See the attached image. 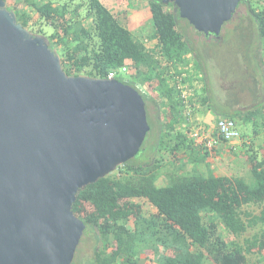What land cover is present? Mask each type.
<instances>
[{"label":"trees","instance_id":"1","mask_svg":"<svg viewBox=\"0 0 264 264\" xmlns=\"http://www.w3.org/2000/svg\"><path fill=\"white\" fill-rule=\"evenodd\" d=\"M129 1L88 0L81 18L83 3L70 10L68 3L57 6L53 0H14L13 9L5 0L18 23L47 38L68 76L108 79L112 71L127 68L125 78L118 80L140 91L145 101L150 131L139 154L86 186L73 205L75 216L86 226L83 237L93 235L97 242L93 257L83 264H141L143 260L147 264H250V257L257 258L254 264H264V155L250 157L252 183L198 171L160 173L166 160L181 162L183 155L186 162L199 165L212 151L205 149L199 155L203 149L191 138L198 128L189 122L190 114L199 108H212L210 90L206 77L199 76L194 80L199 81L198 87L201 84V92L192 93L193 78L187 77L183 87L191 93L182 97L179 79L192 70L201 72L199 66L192 68L199 58L180 27L175 6L147 0L154 32L142 43L127 28ZM242 6L264 45V0H241L237 11ZM84 18L90 25L81 22ZM259 63L263 70L262 58ZM260 110L256 107L248 117L255 118ZM241 116L235 112L224 117L237 124ZM213 135L224 142L217 133ZM143 152L145 159L135 163ZM185 169L180 165L181 171ZM160 178L168 181L159 185ZM146 203L155 209L154 215L145 213ZM221 228L232 240L225 239ZM72 264L78 263L74 259Z\"/></svg>","mask_w":264,"mask_h":264},{"label":"water","instance_id":"2","mask_svg":"<svg viewBox=\"0 0 264 264\" xmlns=\"http://www.w3.org/2000/svg\"><path fill=\"white\" fill-rule=\"evenodd\" d=\"M206 36L241 0H158ZM144 98L117 79L68 76L46 37L0 0V264H72L85 223L78 194L140 152Z\"/></svg>","mask_w":264,"mask_h":264},{"label":"rangeland","instance_id":"3","mask_svg":"<svg viewBox=\"0 0 264 264\" xmlns=\"http://www.w3.org/2000/svg\"><path fill=\"white\" fill-rule=\"evenodd\" d=\"M39 2V0H35ZM55 5H63L68 3L70 10H74L77 5L82 4L84 7L81 9L79 12L81 18L85 16L86 8H87V1L88 0H53ZM145 0H131L129 1V6L137 3L136 6H145L144 3ZM9 6L13 9H15L14 5V0H8ZM20 6V5H19ZM18 6V8H19ZM121 10L119 12L121 13ZM128 18V16H127ZM134 18V16H133ZM181 19V18H180ZM85 20L81 19V22ZM123 20V19H121ZM134 20H136L134 18ZM125 23L124 21H122ZM131 23V24H130ZM180 27L185 30L188 39L191 44V49L193 52L198 55V58L194 59V64H192V68L195 66H199L200 72L204 73L202 74L203 76L205 75L208 85L210 86L211 90L213 92L219 93L221 92V89L225 90L230 87V83H233V89L235 91L232 92L231 99L235 100L238 102L237 95L240 96V99H244L242 91L246 92L247 90H255L257 91L256 88V83L253 78H256V75H259L260 77L264 78V69L260 71L259 73L254 74V77L252 76V72H247L246 69H248L249 65H253L254 63L252 62L254 55L258 53V56L256 61L260 60L261 58L264 61V45L260 42L257 34V28L255 23L252 21L250 14L248 10L242 6L239 8L237 11L236 17L229 22V24H226L223 26L221 34L219 36H214V35H204L200 32H197L187 21L181 19L180 20ZM84 25H90V21H84ZM127 28L133 33V36L140 42L142 43H147L148 39L150 38L151 34L154 32L153 25H152V20L151 17L147 19L146 18H140V22L136 23L135 21L128 22ZM48 36L53 34V30L49 27L47 30ZM148 46V44H146ZM257 65V62H256ZM260 65V63L258 64ZM261 68V67H260ZM250 69V68H249ZM197 72V69L196 71ZM245 73L247 75H245ZM249 75V76H248ZM126 76V75H125ZM129 77V75H128ZM250 78L253 80L251 81L253 84V88H251L248 84ZM262 84V90L264 89V81L261 80ZM260 89V87H259ZM201 89H199L200 93ZM254 91V92H255ZM264 91V90H263ZM253 93V92H252ZM253 95H255L253 93ZM257 97V95H255ZM151 111L152 110V106ZM261 109V108H260ZM223 110L217 109L216 107L208 109L206 111L205 116L207 117V123H211L210 121L213 120H218L220 117H223L222 115ZM212 121V123H213ZM238 129L240 132H244L243 127L241 126L240 123L241 120L237 121ZM263 125L259 126V130H263ZM215 125L213 126L214 130ZM262 132V131H261ZM245 133V132H244ZM147 145V144H146ZM246 149V148H245ZM239 150H236V153H238ZM249 154H251L249 151H247ZM149 156V155H148ZM150 157V156H149ZM145 159L144 152L140 154V156L135 160V163L141 162V160ZM164 167H161L160 173L163 174H169L171 173L172 175L175 174H180V163H173L170 160L164 161ZM185 172H188L189 166H186ZM205 173V172H203ZM183 174V173H181ZM213 175L211 172V169L209 168V173H206V176ZM234 177H239V178H245L247 181L251 180V175H245V174H235ZM163 180L166 182L168 181L166 179H162L158 184L159 185H164ZM144 210L147 215H154L155 214V209L149 205L145 204L144 205ZM255 212H258V209H254ZM132 227V223L130 224ZM221 232L223 233L224 237L226 240H232V236L229 235V232L225 230L224 228H221ZM257 230L255 231H249L245 235H243L241 238L238 239V242H243L245 238L251 237L254 233H256ZM97 246V242L95 241V238L93 235H87L83 237L80 241V244L77 248L76 255H75V261L78 264H83L85 262H88L91 260L94 254V249ZM257 258L250 257V264H254ZM141 264H147L146 261H142Z\"/></svg>","mask_w":264,"mask_h":264},{"label":"crops","instance_id":"4","mask_svg":"<svg viewBox=\"0 0 264 264\" xmlns=\"http://www.w3.org/2000/svg\"><path fill=\"white\" fill-rule=\"evenodd\" d=\"M111 1L112 0H107L109 4H112ZM144 3H145L144 7L143 6L137 7L136 6L137 3L135 2L133 6L132 5L127 6L129 22H131L132 20V22L135 21L136 23H139L140 18L147 17L148 19L149 17H151L148 1L145 0ZM133 16L136 20H134ZM258 58L255 55V57L252 60L254 64L251 66L250 65L248 66L250 69L249 68L246 69L247 72H250V71L252 72L253 77H254V74L262 71L260 70L259 65H258L259 60L256 61V59ZM256 62H257V65H256ZM202 74L204 73L199 74V72H195L194 70H192L191 73L185 74L183 75L182 78L179 79L178 87H181L182 90L188 89V86L187 88L185 86L186 89L183 87L184 85L183 79H186L187 77H191L193 78L192 83H190L192 86L191 91L194 94H196L197 92L199 93V89H201L200 88L201 84L198 87L196 84L199 85V81L195 83L194 78H197L198 80H200L203 77ZM245 75L247 74L245 73ZM199 76H200V79H199ZM253 80H255L256 85L260 87V91H259L260 96H258V91H255V90H252V91L247 90L246 92L242 91V94L244 93L243 94L244 99L241 100L240 96L237 95L236 100H238V102L231 99L232 92L235 91V89H233V86H234L233 83H230V87L228 89H225V90L221 89L220 94L213 92V90H211L209 86L210 91L208 92V96H209L212 108L214 109V107H216L217 109L223 110L222 112L223 117H220L219 119L228 117L230 114H234L235 112L242 113V116H241L242 123L240 124L243 127L245 133L240 132L243 138L236 140L234 142H231V143L220 142L218 147L212 151H207L205 149L201 150L202 153L199 155L203 156L204 154L203 151H207L208 156L206 157L205 161L199 165L195 163L194 164L188 163L184 160V157L182 158L183 155L179 156V158H181L180 159L181 162L177 161L176 163L179 162L180 163L179 165H184L185 167L189 166L188 172H185L186 169L185 171L180 170V172L191 173L193 171L194 172L198 171V172L209 173V168H210L212 174L216 177H234L235 174L238 175L240 173L245 174V175H248V174L251 175V171L253 167L251 164L250 157L251 159H253V157L254 159L255 158L261 159V157L264 155V128L263 130H261L262 132L259 130V126H261V124H263L264 122L262 120L264 117V91H263L264 89L262 90L261 88L262 87L261 80L264 81V78L260 77L259 75H256V78L255 79L253 78ZM253 80L250 78L248 82L249 86L250 87L252 86L251 88H253V84L251 82ZM252 92L255 95H257V97H255V95H253ZM188 93H191V92H188ZM256 107H260L261 110H260V113L255 117L256 120H253L255 118L248 117V114L251 113ZM205 114H206V110H204V108H199V110L193 112V114L192 113L190 114L189 122L195 128L213 131L212 130L213 126L217 120L215 121L211 120L210 121L211 123L206 124L207 117L205 116ZM236 150H239V152L236 153ZM247 151H249L251 154H249ZM162 179H165V178H160L159 182ZM164 182L165 180H163V183Z\"/></svg>","mask_w":264,"mask_h":264},{"label":"built area","instance_id":"5","mask_svg":"<svg viewBox=\"0 0 264 264\" xmlns=\"http://www.w3.org/2000/svg\"><path fill=\"white\" fill-rule=\"evenodd\" d=\"M128 73L127 68H121L114 70L109 74L108 79H119L125 78V75ZM179 89H182L179 87ZM182 97L185 99L189 95L188 90H182ZM215 131V132H214ZM213 133H217V137L221 138L222 141L226 143H231L236 140L241 139V133L237 127L235 121L231 119L221 118L217 120L215 128L211 130L198 129L192 133L191 138L194 142V145L199 149L213 150L217 148L220 141Z\"/></svg>","mask_w":264,"mask_h":264},{"label":"flooded vegetation","instance_id":"6","mask_svg":"<svg viewBox=\"0 0 264 264\" xmlns=\"http://www.w3.org/2000/svg\"><path fill=\"white\" fill-rule=\"evenodd\" d=\"M236 15H237V12H236V14L234 16L236 17ZM233 19H234V17L232 18V20ZM257 91H258V96H260V94H259L260 89H259V86L258 85H257Z\"/></svg>","mask_w":264,"mask_h":264}]
</instances>
